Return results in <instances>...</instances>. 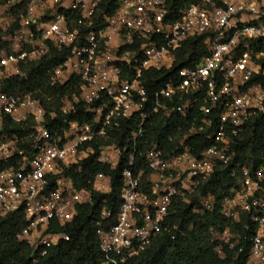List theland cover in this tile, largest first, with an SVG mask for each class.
Masks as SVG:
<instances>
[{
  "label": "clouds",
  "instance_id": "clouds-1",
  "mask_svg": "<svg viewBox=\"0 0 264 264\" xmlns=\"http://www.w3.org/2000/svg\"><path fill=\"white\" fill-rule=\"evenodd\" d=\"M262 118L264 0H0V264H264Z\"/></svg>",
  "mask_w": 264,
  "mask_h": 264
},
{
  "label": "trees",
  "instance_id": "trees-1",
  "mask_svg": "<svg viewBox=\"0 0 264 264\" xmlns=\"http://www.w3.org/2000/svg\"><path fill=\"white\" fill-rule=\"evenodd\" d=\"M185 123H186L185 120H178L177 121L178 125H183ZM13 131H15V130H13ZM21 134H23V133H21ZM161 134H163V133H161ZM235 147L240 152H248L250 150L252 158L256 161L253 168L256 169V167L260 166L263 163L262 158H264V118H262L258 121L252 122L249 125L248 138L245 141H243L242 143L235 145ZM241 162H243V161H241ZM221 180L224 181L225 183H229L232 180L231 171L225 170L223 175L221 177L217 178L216 184H219V182ZM81 181L83 182V178H81ZM216 184L209 182V184L204 189L205 194L207 191H213V192H216L217 195H219L218 190L216 188ZM193 203L196 207H202V205H200L197 201H194ZM96 206L97 205L94 203L92 205L93 209H95ZM192 207H193V205L183 206L182 211H180L178 213V215L182 219L187 217V214ZM172 215H177V213H173ZM90 218H91L90 216H84L83 225L77 226V227H79L82 231L83 227L87 226L88 220ZM188 218L191 220H194V221H202L203 222V224L201 225L202 227H203V225H209V224L216 223L218 220V217L216 215L209 214L208 212L204 213L203 216L194 215V216H191ZM5 225H7L8 227L12 226L9 220H5L3 222V224L0 225V227H4ZM181 227H184L183 223L181 224ZM7 230H8V228H5V232H7ZM84 235H85V239H87V236L89 234H84ZM90 248H91V245H89L88 249L85 250V255L90 254L89 253ZM78 259H83V257H80ZM77 264H78V261H77Z\"/></svg>",
  "mask_w": 264,
  "mask_h": 264
},
{
  "label": "built area",
  "instance_id": "built-area-1",
  "mask_svg": "<svg viewBox=\"0 0 264 264\" xmlns=\"http://www.w3.org/2000/svg\"><path fill=\"white\" fill-rule=\"evenodd\" d=\"M17 7H19V5H17ZM241 163H243V162H241ZM10 164H14V159L13 160H9L7 163L0 162V167H7ZM260 166H264V159H263V163ZM255 174H256V169L253 168V176H255ZM262 175H264V174H262ZM206 212H208V211L205 209L204 213H206Z\"/></svg>",
  "mask_w": 264,
  "mask_h": 264
}]
</instances>
